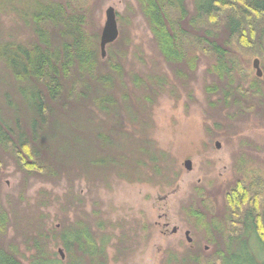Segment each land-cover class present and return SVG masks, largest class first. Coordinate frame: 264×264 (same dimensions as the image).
<instances>
[{
  "label": "rangeland",
  "instance_id": "obj_1",
  "mask_svg": "<svg viewBox=\"0 0 264 264\" xmlns=\"http://www.w3.org/2000/svg\"><path fill=\"white\" fill-rule=\"evenodd\" d=\"M109 6L115 10L118 28L112 51L124 50L127 57L124 81L129 74L143 80L156 73L167 78L159 86L148 85L151 103L136 99L140 91L125 90L134 109L143 114L135 138L149 153L157 152L158 170L136 152L140 147L136 140L123 135L112 137L116 150H125L120 165H92L90 159L102 155L99 145L91 133L74 132L75 127L107 125L91 106L86 111L95 115L91 120L87 113L73 125H61L60 131L70 138L58 145L70 157L61 159L53 176L24 172L8 151H0V206L9 221L0 240L16 246L20 260L29 264L34 254L31 241L41 232L48 240L46 254L61 258L58 250H62L65 264L67 254L52 237L82 221L109 239L105 264H207L229 234L225 192L252 172L264 177V102L242 107L241 112L238 105L211 107L217 96L211 97L206 88L220 82L209 71L212 61L198 52L195 71L176 78L158 54L137 0L88 1L89 28L98 36V45ZM1 7H6V0H0V41L9 35L19 42L30 41L31 27ZM235 51L244 64L242 86L249 87L256 78L253 61L258 59L262 69L261 59L239 48ZM5 95L11 105L20 103L15 84L0 64V116L10 120ZM234 113V118L227 117ZM123 122L125 128L131 127ZM165 222L167 229L161 227Z\"/></svg>",
  "mask_w": 264,
  "mask_h": 264
},
{
  "label": "trees",
  "instance_id": "obj_2",
  "mask_svg": "<svg viewBox=\"0 0 264 264\" xmlns=\"http://www.w3.org/2000/svg\"><path fill=\"white\" fill-rule=\"evenodd\" d=\"M88 1L6 0V7H1L29 25L33 38L23 43L9 35L0 41L1 67L15 84L20 99V103L11 105L5 95L11 119L0 116V151H8L24 172L53 176L61 159L70 157L64 146L58 145L60 140L65 143L70 138L60 131L61 125H73L92 106L105 117L103 123L107 125L74 128L76 134L91 133L99 145L102 155L90 159L92 165H120L125 150H116L112 137L123 135L135 139L140 146L136 152L158 170L157 152L149 153L135 138L134 130L143 124V114L134 109L125 90L140 91L136 99L151 103L148 85L159 86L167 78L156 73L143 80L129 74L124 81L125 52L112 51L117 46L115 41L106 46L105 58L101 57L98 36L89 28L92 22ZM137 2L159 56L176 78L195 71L198 52L212 61L209 71L220 82L218 87L212 83L206 88L211 97L217 96L216 101H210L211 107L238 105L241 112L242 107L264 102V0H191V5L187 0ZM236 48L256 54L262 62L263 76L255 75L246 88L242 86L244 64ZM88 115L87 120L95 116L92 111ZM232 115L235 113L227 117L234 118ZM123 121L131 127L125 128ZM224 199L229 234L207 264H264V177L252 172L229 188ZM8 222L0 206V238L6 233ZM62 229L52 238L66 252L65 264H105L109 239L101 231L93 232L82 221ZM45 237L38 232L32 239L34 254L29 264H64L61 258L46 254ZM0 264H24L16 246H6L2 239Z\"/></svg>",
  "mask_w": 264,
  "mask_h": 264
},
{
  "label": "water",
  "instance_id": "obj_3",
  "mask_svg": "<svg viewBox=\"0 0 264 264\" xmlns=\"http://www.w3.org/2000/svg\"><path fill=\"white\" fill-rule=\"evenodd\" d=\"M105 14V20L103 24V28L100 35V54L101 57L104 59L106 56V46L112 42H114L118 37V28H117V20H116V13L113 7L109 6L104 12ZM253 69L255 70V75L257 77H261L262 71L260 69V64L258 59H254L252 64ZM216 147H219V144H216ZM185 167L186 169L190 170L191 168V162L189 160L185 161ZM186 235H188V232H186ZM190 241V239H187ZM61 259H63V253L62 250H58Z\"/></svg>",
  "mask_w": 264,
  "mask_h": 264
},
{
  "label": "flooded vegetation",
  "instance_id": "obj_4",
  "mask_svg": "<svg viewBox=\"0 0 264 264\" xmlns=\"http://www.w3.org/2000/svg\"><path fill=\"white\" fill-rule=\"evenodd\" d=\"M169 226V223L168 222H165V223H163L162 225H161V227L163 228V229H167V227ZM177 231V229L175 228V229H173V233H175Z\"/></svg>",
  "mask_w": 264,
  "mask_h": 264
}]
</instances>
